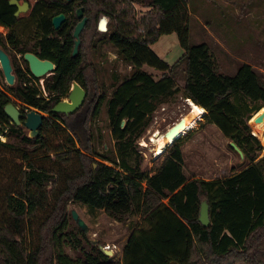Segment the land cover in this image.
Wrapping results in <instances>:
<instances>
[{
	"label": "trees",
	"instance_id": "16d2710c",
	"mask_svg": "<svg viewBox=\"0 0 264 264\" xmlns=\"http://www.w3.org/2000/svg\"><path fill=\"white\" fill-rule=\"evenodd\" d=\"M9 2L0 0V25L16 28L8 36L14 50H20L18 24L26 20L61 40H51L56 53L44 55L58 64L57 74L47 83L49 100L27 85L29 81L17 70L20 85L13 97L46 116L40 136H23V146L0 138V264H264V157L259 159L263 147L249 126L252 114L264 107V82L254 67L243 64L233 76L220 73L210 47L191 44L187 0H148L154 12L133 25L125 22L133 19L128 12L107 5L101 13L115 23L110 42L134 73L108 103L116 161L106 165L107 160L99 161L97 155L81 149L74 137V128L84 129L89 106L94 104L96 117L103 100L95 78L89 79V43L83 37L88 23L74 57L73 23L67 21L59 31L52 25L55 16L74 12L72 3L40 0L29 13L16 17L17 9ZM170 34L178 36L185 52L175 65L152 49L161 36ZM181 62L186 65L184 97L204 108L207 123L234 142L249 162L231 177L189 181L180 139L162 154L155 174L141 169L136 142L159 105L181 92L170 75ZM144 66L163 76L156 80ZM73 81L87 92L84 104L74 114L52 113ZM8 103L14 102L0 92V134L8 130L19 135L25 127L8 119L4 112ZM204 200L210 207L208 228L199 222ZM69 201L92 212L104 211L119 223L140 216L147 228L135 230L123 249L122 262H115L101 246L65 235L67 221L63 218L58 224L56 217L62 203ZM69 245L78 251L77 257L66 253Z\"/></svg>",
	"mask_w": 264,
	"mask_h": 264
},
{
	"label": "rangeland",
	"instance_id": "374dc122",
	"mask_svg": "<svg viewBox=\"0 0 264 264\" xmlns=\"http://www.w3.org/2000/svg\"><path fill=\"white\" fill-rule=\"evenodd\" d=\"M24 1L30 3L33 8L40 0ZM74 1L76 8L83 7L89 18L87 30L83 35L84 39L88 41L87 43L91 45L90 57L87 60L89 68L92 69V71L89 70V79L95 78L98 96L102 95L103 100L96 117L93 116L94 104L89 106L85 113L86 121L83 131L80 130V126H77L74 128L77 134H73L81 149L86 148V151L97 155V160L105 159L107 162L104 163L112 166L110 162L116 161V149L108 118V103L115 90L132 76L134 69L123 60L110 42L109 38L115 23H109L107 33L97 32L101 12L107 5H111L120 11L128 12L133 19L125 20V22L133 25V23H138L141 17L154 11L148 7V0H109L106 4L100 0ZM187 10L191 29V44L206 43L211 49L220 73L233 76L241 65L250 64L264 82V0H187ZM77 21L72 18L73 28ZM35 29V25L31 21H26L18 30V34L22 35L21 39L25 49H30L33 45L32 37ZM4 37L5 35L0 31V40ZM152 49L170 65L180 62L184 54L176 34L161 36L157 43L152 45ZM12 56L14 57L13 54ZM17 60H20L19 56H17ZM23 66L26 68L24 63ZM143 70L156 80L163 76L162 72L148 66H144ZM185 70L186 65L181 62L170 73L176 79L177 87L181 92L159 105L136 142L138 155L142 157L141 169L150 175L157 172L163 161L162 155L156 156L155 146L152 145L154 133L156 131L165 133L190 110L183 94L186 79ZM50 76L48 74L41 79L46 80L44 82L45 93L41 84L38 87L45 98L49 97L46 84L51 80ZM19 85L20 83L16 81V84L11 87L6 82L0 67V92L6 91L11 94L14 104L23 112L26 109L25 105L13 97L14 88ZM44 115L46 116V114ZM254 115L255 113L252 114V117ZM249 126L252 130L250 121ZM25 135H28L26 128H23L19 135L11 134L10 131L5 130L3 134H0V138L2 141L23 146L22 137ZM180 140L183 144V171L187 179L221 180L239 173L249 165L245 157L242 159L235 150L230 148L231 141L215 125L208 124L204 116ZM258 140L263 147V151L259 155L260 159L264 157V141L260 138ZM143 143L147 146H144ZM31 147L32 145H29V148ZM131 164L135 165V162L132 161ZM73 210L77 211L89 227L88 233L82 232L73 220L71 215ZM63 218L67 221L65 235L80 239L85 244L86 241H91L96 246L99 245L113 252L109 258L120 263L123 258V249L129 237L135 230L142 227L147 228L140 216H133L127 222L119 223L110 219L104 211L92 212L86 206L71 201L62 203L56 217L57 223L60 224ZM65 251L72 258L78 256V251L70 245L65 247Z\"/></svg>",
	"mask_w": 264,
	"mask_h": 264
},
{
	"label": "water",
	"instance_id": "95a60500",
	"mask_svg": "<svg viewBox=\"0 0 264 264\" xmlns=\"http://www.w3.org/2000/svg\"><path fill=\"white\" fill-rule=\"evenodd\" d=\"M10 5L16 7L18 10L16 12V17H18L21 13L27 12L29 9V4L24 3L20 4L18 0H10ZM77 17L79 19H82L78 25L75 28L74 31V37L76 39L75 41V48L73 51V56L75 57L78 53V48L81 44L80 36L84 30V28L87 25L88 19L83 18V9H79L77 11ZM66 20V16L64 14H59L55 16L52 19V24L55 28V30H59L63 23ZM111 22V19L105 15H102L99 22V32L104 34L109 31L108 25ZM25 60L29 64V68L31 73L36 78H41L46 76L48 73H52L55 71L54 64L49 60H41L36 55L32 53H26L24 55ZM0 66L3 70L6 82L13 86L16 83V77L13 73V67L11 64V60L7 54L3 52V50L0 48ZM87 93L86 91L77 83H73V90L70 92L68 96V100L59 102L53 109L52 113L54 114H64V115H70L77 112L81 106L84 104V101L86 99ZM4 112L8 119L11 121V123L17 127H25L28 130V137L31 139H36L40 136V129L43 125V119L44 115L41 114L39 111L35 109H30L26 112L24 115L20 109L15 106L13 103H8L4 107ZM264 120V112L256 117L254 124H260ZM125 121L122 123V125H125ZM185 128V122L184 119H182L179 123H177L172 129H170L166 133V138H172L178 135V132L180 129ZM255 136V135H254ZM179 139L176 138L175 141ZM171 146V145H169ZM230 148L235 150L242 159H244V153L243 151L234 143L230 142L229 144ZM72 218L76 222L79 229L84 232H89V227L85 223V221L80 217V215L77 213V211H72ZM199 222L203 225V227L208 228L211 225V219H210V207L206 200H204L201 204L200 212H199ZM103 252L111 257L112 252L108 251L107 249L101 247ZM171 264H178L177 262H171Z\"/></svg>",
	"mask_w": 264,
	"mask_h": 264
},
{
	"label": "flooded vegetation",
	"instance_id": "af4514ba",
	"mask_svg": "<svg viewBox=\"0 0 264 264\" xmlns=\"http://www.w3.org/2000/svg\"><path fill=\"white\" fill-rule=\"evenodd\" d=\"M64 1L65 2H68V3H72L73 6H74V12H70L69 14L61 13V14H64L66 16V20H65L64 23H66L67 21L71 22L73 16H75L76 20H78L77 23H76V25H75V27L73 28V34H72V36L74 38V40H73V47L71 49L72 50V56H73V51H74V48H75V41H76V39L74 37V31H75V28L78 25V23L82 20V19H79L77 17V11L79 9H83V18H87L88 19V17L86 16L85 9L83 7L76 8V6H75V3L76 2L74 0H64ZM18 2L21 5L24 4V3H28L27 1H24V0H18ZM28 4H29V9L27 10V12L21 13L20 15L29 13L31 11V9H33L36 6V5H34V7L32 8L31 5H30V3H28ZM26 21H31V20H26ZM26 21H24V22H26ZM22 24H20V23L18 24L19 27L17 29V34L19 33L18 30L20 29V27H21ZM35 28H36V26H35ZM53 28H54V26H53ZM13 29H16V28H12V27H8V26L0 25L1 34L5 35L4 39L0 40V48L3 50V52L5 54H7L9 56V58L11 60V64H12V67H13V73L15 74L16 81H18L20 83V81H19L20 78L17 76V70H20V71H22V74H24V76L26 77V79L29 81L27 85L32 86V87H35V88H38L39 85L41 84L44 87L43 90H45L44 91V93H45L46 92V87H45L44 82H46V80H44V81L41 80L45 76L44 77H41V78L34 77L33 74L30 71L28 62L24 58V55L26 53H32V54L36 55L41 60H49V61H51L54 64V66H55V71L52 72V73H48V74H50L51 75L50 78H52L58 72V64H57V62L55 60H53L51 58H48V57H45L44 55H46V54L47 55H51L53 53H56L55 51H56L57 46L54 43H51L50 41L53 40V39L61 40V38L59 36H57V34H53V33L46 34L45 32H42L40 29L36 28L34 30L33 37H32V40H33L32 43H33V45L30 47V49H25L24 43H23V41L21 39L22 38V35L20 36L18 34V40L20 41V50H14L12 48L9 40H8V36L13 31ZM54 30H55V28H54ZM59 30H55V31H59ZM61 44H64V42L61 41ZM78 50H79V48H78ZM90 50H91V45L89 44L86 47V53H90ZM12 54L14 55V57L12 56ZM17 56H19L20 60H17ZM23 63L26 65V68H24ZM1 70H2V68H1ZM2 72H3V70H2ZM3 75H4V73H3ZM74 82H76V81H73L71 83V85L69 86V94L73 90V83ZM13 86H11V87H13ZM46 86H47V84H46ZM4 93L7 96H9V97L12 96L11 94H9L6 91ZM69 94L67 95V97L63 98L62 101H65L66 98L68 99ZM48 96H50V95L48 94ZM38 97L41 98V96H38ZM86 98H87V96H86ZM46 100H49V97H47ZM25 107H26V109H24L23 112L21 111L24 115L26 114L27 111H29L30 109H32L31 107H29L27 105H25Z\"/></svg>",
	"mask_w": 264,
	"mask_h": 264
},
{
	"label": "bare ground",
	"instance_id": "6f19581e",
	"mask_svg": "<svg viewBox=\"0 0 264 264\" xmlns=\"http://www.w3.org/2000/svg\"><path fill=\"white\" fill-rule=\"evenodd\" d=\"M187 105L189 106L190 110L188 114L184 115L177 123H179L182 119L185 122V128L179 130L178 135L172 138H166V133L172 129L176 124L172 125L168 128L165 133H161L160 131H156L152 137V145L155 146L156 149V156H161L169 145H172L175 142V139L179 137V139L186 135L188 131L193 129L196 126V123L207 113V111L195 104L192 100H186ZM264 112V109H261L257 112L252 119L250 120V125L252 126V134L256 137L260 138L264 141V120L260 124H254L256 117L261 115ZM263 125V126H261ZM4 140V138H3ZM144 144V143H143ZM147 146V144H144ZM113 253V252H112Z\"/></svg>",
	"mask_w": 264,
	"mask_h": 264
},
{
	"label": "crops",
	"instance_id": "0c3cea01",
	"mask_svg": "<svg viewBox=\"0 0 264 264\" xmlns=\"http://www.w3.org/2000/svg\"><path fill=\"white\" fill-rule=\"evenodd\" d=\"M185 53V52H184ZM184 55V54H183ZM169 64V63H168ZM170 65V64H169ZM185 174V173H184ZM186 176V175H185ZM189 181H191V180H195V179H188Z\"/></svg>",
	"mask_w": 264,
	"mask_h": 264
}]
</instances>
